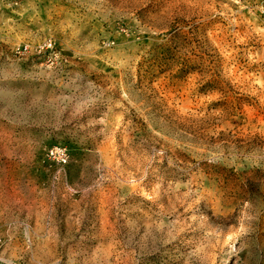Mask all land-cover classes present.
<instances>
[{
    "label": "rangeland",
    "instance_id": "obj_1",
    "mask_svg": "<svg viewBox=\"0 0 264 264\" xmlns=\"http://www.w3.org/2000/svg\"><path fill=\"white\" fill-rule=\"evenodd\" d=\"M0 264H264V0H0Z\"/></svg>",
    "mask_w": 264,
    "mask_h": 264
},
{
    "label": "built area",
    "instance_id": "obj_2",
    "mask_svg": "<svg viewBox=\"0 0 264 264\" xmlns=\"http://www.w3.org/2000/svg\"><path fill=\"white\" fill-rule=\"evenodd\" d=\"M51 155L57 156L58 160L62 162H66L68 158L66 152H64L63 150H58V149L52 150Z\"/></svg>",
    "mask_w": 264,
    "mask_h": 264
}]
</instances>
